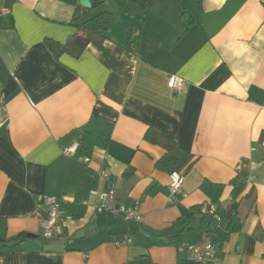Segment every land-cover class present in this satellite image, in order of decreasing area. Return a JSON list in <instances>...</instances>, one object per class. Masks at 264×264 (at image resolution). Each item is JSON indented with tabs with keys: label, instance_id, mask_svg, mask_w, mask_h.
<instances>
[{
	"label": "crops",
	"instance_id": "obj_1",
	"mask_svg": "<svg viewBox=\"0 0 264 264\" xmlns=\"http://www.w3.org/2000/svg\"><path fill=\"white\" fill-rule=\"evenodd\" d=\"M124 1L0 0V219L8 238L25 234L0 264H196L179 245L204 236V181L224 186L222 221H210L217 254L204 264H264V0ZM101 13L102 49L73 58L46 46ZM9 78L18 91L5 103ZM165 140L193 160L174 194L156 166ZM110 188L119 205L139 204V222L95 211L93 193ZM43 196L61 208L50 239Z\"/></svg>",
	"mask_w": 264,
	"mask_h": 264
},
{
	"label": "trees",
	"instance_id": "obj_2",
	"mask_svg": "<svg viewBox=\"0 0 264 264\" xmlns=\"http://www.w3.org/2000/svg\"><path fill=\"white\" fill-rule=\"evenodd\" d=\"M135 2H142L144 5L145 0H135ZM194 5L199 8L200 0H193ZM97 1H94L93 6H95ZM124 0H119V4L123 5ZM110 14L101 13L95 16L94 18L86 21L80 26L76 27V32L73 36H70L65 44H58L52 40L46 38V46L51 50V52L59 57L61 54L66 53L70 56L79 57L86 46L89 44L95 45L98 48L102 49V43L106 39L105 33L110 28L109 23ZM183 18H189L186 14L183 15ZM128 43H130L128 41ZM2 65V60L0 57V66ZM18 87L13 79L9 78L6 82L4 88V102L7 103L14 95L17 93ZM82 147L84 148L87 145L85 142H81ZM163 146L166 150L165 155L158 161L156 166L163 171L172 173L182 171L187 172L193 165L192 156L187 152L183 151L178 147L174 142L170 140H165ZM86 152H82V156ZM232 191L230 194L231 205L236 208V200L239 198L241 191L243 189L244 181L241 177H235L231 182ZM202 190H204L210 198V203L218 204L221 197V193L224 189L223 185L211 184L210 182L204 181L201 185ZM220 212V210L218 209ZM187 220L183 218L177 220L172 227L168 230L170 234L175 232L180 226H186ZM237 222L236 219L233 221ZM5 221L0 219V252L4 255L14 254L20 250L19 242L25 236V234H20L15 238H8ZM208 223L205 218H201L200 226L201 228L206 229ZM140 264H152L148 258H142Z\"/></svg>",
	"mask_w": 264,
	"mask_h": 264
},
{
	"label": "built area",
	"instance_id": "obj_3",
	"mask_svg": "<svg viewBox=\"0 0 264 264\" xmlns=\"http://www.w3.org/2000/svg\"><path fill=\"white\" fill-rule=\"evenodd\" d=\"M182 80L171 77L168 85L172 89H179L182 85ZM77 145L73 144L67 148H64L63 153L65 156L71 157L76 150ZM80 162H88L87 158L79 159ZM106 177V176H105ZM183 182V175L180 172H172L170 175L169 191L171 194L180 191ZM93 195L97 196L98 203L96 204L95 211L98 213L106 212L115 217H122L124 220L139 222L141 220V214L139 211V204L136 202L133 206L126 207L119 205L116 202L114 190L110 188L106 192H94ZM43 203L47 206L48 218L41 223L42 233L41 237L44 239H50L57 233V222L60 220L61 208L58 198L43 196ZM199 217L205 218L208 223L207 228L204 229L205 233L201 240L196 242H184L179 245V249L187 252L188 260L196 264H204L210 260L215 259L217 254V248L211 240V233L215 228L210 223L213 221L215 224H219L222 221V217L217 211L215 204L205 203L198 208ZM131 243L130 238L125 235L114 244L116 246L128 245Z\"/></svg>",
	"mask_w": 264,
	"mask_h": 264
},
{
	"label": "water",
	"instance_id": "obj_4",
	"mask_svg": "<svg viewBox=\"0 0 264 264\" xmlns=\"http://www.w3.org/2000/svg\"><path fill=\"white\" fill-rule=\"evenodd\" d=\"M90 2L91 0H80V5L84 8V9H88L90 8ZM27 238H34V236L32 235H27Z\"/></svg>",
	"mask_w": 264,
	"mask_h": 264
}]
</instances>
